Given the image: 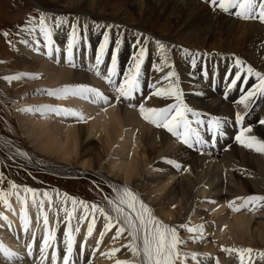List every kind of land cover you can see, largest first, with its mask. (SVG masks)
<instances>
[{"label": "bare ground", "instance_id": "obj_1", "mask_svg": "<svg viewBox=\"0 0 264 264\" xmlns=\"http://www.w3.org/2000/svg\"><path fill=\"white\" fill-rule=\"evenodd\" d=\"M74 1L84 10L96 9L93 11L97 13H93L96 16L102 15L107 6L112 5L109 12L123 9L128 16H136L138 23L136 26L120 27L122 21L119 20L124 17L116 14L107 24L110 27L106 25L107 30L105 27L102 30L95 28L80 34L75 46L82 50V55L87 51V59L85 62L81 58L76 61L73 56L70 59L74 67L69 63L66 53L72 35L66 23L50 27L53 40L51 57L40 30L32 29L31 33L23 34L26 37L24 45L30 47V52L16 51L15 60L21 66L26 65L23 69L39 73L41 85L48 89L77 85H86L99 91L102 88L111 104H105L102 100L93 102L91 94H61V99L50 105L44 101V105L37 108L69 107L88 121H78V118L65 113L46 112L42 115L34 111L41 116L33 123L35 130L23 132V135L27 134L25 138L31 150L21 147L26 145L21 138L8 136L12 134L11 130L8 135L0 133V156L3 158L1 152L7 154L11 159L21 162L24 170L33 174L41 173L37 176H43L48 182L66 179L81 182L79 179L92 180L95 177L104 185L99 188L111 200L116 199V189L129 188L153 210L159 220L179 230V237L183 241L178 245L182 253L179 260L183 264H212V258H217V264H241L237 252L226 250L264 251V201L240 207L248 196H264V153L245 148L235 140L236 135L250 128V132L244 131L243 138L255 136L264 141V124L260 123L264 120V95H256L247 108L239 103L241 95L259 83L249 84L256 77L243 69L252 67L254 72L264 74V23L258 19L238 18L234 14L236 9L222 13L217 6L212 7L214 4L210 0ZM91 24L96 26L88 22V26ZM47 25H50L49 22ZM155 25L168 27L170 31L163 37L146 31V28ZM105 33L109 42L103 63L97 66L94 57L104 41ZM117 39L120 41L117 51L118 75L113 77L117 86L123 74L132 67L134 54L138 53L141 43L146 46L140 76L141 90L134 94L133 100L121 98L118 102L115 98L117 93L107 89L111 85L107 83L106 88L96 75L98 68L103 73L100 79L106 82L103 76L107 75ZM157 41L166 46L167 60L177 73L184 103L198 114L200 120H204L203 126L197 125L196 117L189 114V119H194L192 127L206 141L203 145L189 148L166 129L150 124L139 114L141 103L146 108L175 103L170 97L152 95L155 88L167 86L164 77L171 70L161 61L156 48ZM75 46L73 55L76 54ZM191 47L206 49L208 54H193L188 50ZM57 48L58 62L55 61ZM185 50L191 55H186ZM220 53H227L228 56ZM123 56L125 59L121 60ZM234 57L243 61L240 69L236 68ZM236 71H240L241 79L232 87L231 80ZM144 76L146 79L142 82ZM31 103L38 104L37 101ZM130 103L134 106L129 107ZM14 106L15 111H19V106ZM238 112L243 115L239 124L236 122ZM20 118L19 122L27 123V117ZM210 120H219L223 125L220 131L224 135L217 132L214 147L209 142L212 141L208 131ZM230 120L232 127L229 128ZM92 135L95 139L90 138ZM224 141H229V144L225 145ZM169 160L181 165L180 172L168 163ZM104 162H107V167L101 166ZM183 167L186 169L183 170ZM1 178L0 190L3 186ZM13 183L16 184L10 180L2 191L9 193L6 197L9 206L0 200V264H52L53 251L58 253L57 264H63L62 255L66 249L64 232L67 231L68 222L62 209H72L71 201L64 200V196L69 193L58 188L35 190L39 197L37 206H33L31 194L23 191L25 186L16 184L18 188L12 189ZM45 192L52 198L51 207L47 201L44 205V211L48 214V228L55 230L56 238L42 254L40 245L45 228L38 203ZM17 194L25 201V205L17 199ZM68 196L71 197L70 194ZM230 202H234V206L240 207V210L233 211L229 207ZM88 206L91 208V205ZM22 207H26L30 221L27 231L21 222ZM82 214L84 209L78 203L74 212L76 218L71 220L75 244L69 264H116L117 260L134 262L137 259L126 247L131 240L127 232L114 239L116 228L119 227V224H114L115 219L114 227L105 230L104 216L99 211L94 214L89 211L86 218L80 221ZM93 219L94 228L88 235V224ZM185 224L189 227L202 226L203 232H188L181 227ZM222 226L224 230L220 231ZM77 228L79 232L75 231ZM113 249L119 251L108 255ZM252 254L245 253V264H264V257Z\"/></svg>", "mask_w": 264, "mask_h": 264}, {"label": "snow or ice", "instance_id": "obj_2", "mask_svg": "<svg viewBox=\"0 0 264 264\" xmlns=\"http://www.w3.org/2000/svg\"><path fill=\"white\" fill-rule=\"evenodd\" d=\"M210 3L217 5L220 10L225 13H228L231 9H236L235 15L238 18L248 20V19H258L261 23H264V0H210ZM64 21L61 18L57 17L54 21L55 25L59 27ZM39 30L42 36L44 37L45 47L48 48V55H52V32L46 23V17L43 13L39 17ZM7 36V33H4ZM79 35L75 30V25H73V32L68 41V52L69 63L74 67V62L70 59L72 55L73 47L79 42ZM109 42V37L107 33L104 34V41L100 44L98 51L96 52V65L99 66L103 63V55L107 49ZM116 50H113L111 53V62L107 68V75L103 76V79L113 87L114 91L117 93L116 100L119 102L121 98L123 100H131L134 98V94L141 90L140 76L141 68L145 58L146 49L141 47L138 53L134 54L132 67L129 71L123 74V79L120 80L119 85L117 86L116 81L113 77L118 75L117 71V51L119 48L120 41L117 39ZM157 51L160 53V58L162 63L168 67L169 70L164 77L167 80L166 87H157L153 91L152 95L157 97H170L175 103L169 104L165 107H145L143 103L139 105V114L140 116L150 124L156 127H162L176 137L181 143L185 144L189 148H193L195 145H203L206 141L203 136L197 129L192 127L193 121L189 119V114L195 118L198 114L187 106L183 101V93L179 88V80L177 73L173 68V65L168 63L167 60V49L166 46L157 41L156 42ZM59 54V49L55 50ZM186 55H191L188 50H185ZM193 66H195V60L192 61ZM243 61L239 58L235 60V65L237 69L241 68ZM159 70V69H157ZM245 70L249 75H254L259 83L255 85L252 89L248 90L246 93L241 95L239 103L244 105L245 108L248 107V104L252 102L253 98L256 95H264V74L260 72H254L252 67H247ZM96 75L101 76L98 68L96 70ZM29 78L38 79V76H30ZM5 79L11 81L13 79H20L19 76L5 77ZM241 79L240 71L235 72V78L231 80V86H235L237 81ZM48 95L60 96L61 94L67 95H79L86 96L91 94L94 97L93 102L103 101L105 104L109 103V98L107 95L103 94L99 90L88 87L86 85H77L74 87L65 86L62 89L57 90H45ZM131 103L129 107H133ZM24 111H39L42 115L46 112H55L57 114L65 113L70 114L74 117H77L80 120L84 119V116L72 109L66 108H38V109H24ZM243 119L242 113L236 114V122L239 124ZM197 125L203 126L204 121L200 119H195ZM261 124H264V120L260 121ZM223 125L219 120H210L208 121V131L212 136V145L215 146L216 134L219 132L221 136L224 135L222 131ZM244 131L250 132L251 129H244L240 134L235 136V140L241 144L243 147L251 149L253 151L264 153V141L258 140L255 136L249 137L247 139L243 138ZM169 164L175 167L177 170L180 169L181 165L176 161L169 160ZM12 189H17L16 184H11ZM23 191L32 196L33 206H37V198L39 194L31 188L25 187ZM7 195L9 193L0 192V200H3L5 206L8 205ZM17 199L20 200L22 205H25V201L22 200L17 194ZM65 201H71L72 209H62L66 213V218L68 222L67 231L64 232L65 236V245L66 249L62 255L63 264H69L70 256L74 249L75 237L72 234L71 220L76 218L74 212L77 204L84 209V214L79 217L80 221H83L86 218V214L89 211V206L83 201H77L73 197L68 195L64 196ZM45 201L48 202L49 207L52 205L51 196L45 192L43 194V199L39 200L38 207L40 216L43 217V223L45 228L44 239L40 245V251L43 254L47 248L51 246V242L55 240V230H49L48 224V214L44 211ZM264 201V196L252 195L244 198V203L240 207H245L248 204L258 203ZM108 203L113 205V211L116 213V216L113 217L105 212V209L98 208L96 205L91 206V212L94 214L97 211L104 216L105 220V230H111L113 225V220L115 219L116 223L119 224V227L116 228L115 238L120 237L124 232L128 233V236L131 238L130 243L126 245L133 256L137 259L133 261H121L117 260L116 264H177L181 252L179 251L178 245L182 244L183 241L180 239L177 229L175 227L164 224L159 220L154 214L153 210L144 202H142L139 196L133 193L129 188H118L116 189V199L109 200ZM229 207L233 211H239L240 207H235L234 202L229 203ZM125 209L128 211L125 212ZM21 222L24 225L25 231H27L28 224L30 223L27 216L26 207H22L21 210ZM95 220L88 224V235H91L94 228ZM181 227L186 228L188 232H203V227H189L188 225H182ZM79 232V228L75 230ZM104 235L103 232L100 234ZM32 245H29V255H31ZM223 250V249H222ZM119 249H113L112 252L108 255H114L115 252ZM226 251H235L237 252L241 264H245V253L251 254L252 249H228ZM10 255V254H9ZM264 257V253L260 254ZM192 258L195 260L196 256L193 254ZM58 253L53 251L51 254L52 264H57ZM74 264V262H73ZM179 264H183L182 260H179Z\"/></svg>", "mask_w": 264, "mask_h": 264}, {"label": "rangeland", "instance_id": "obj_3", "mask_svg": "<svg viewBox=\"0 0 264 264\" xmlns=\"http://www.w3.org/2000/svg\"><path fill=\"white\" fill-rule=\"evenodd\" d=\"M110 6L112 5L107 6V10L102 12V15L96 16L93 14L95 13L93 11H96V9L95 10L93 9L84 10L80 8L79 5L76 4L74 0H0V133L1 134L5 132V134L8 135V134H11V132L13 131L12 132L13 135L11 134L8 136H12L13 138L14 136L21 138V140H24L26 143L25 146L21 145V147L25 149L27 148V150H31L30 149L31 147L28 144L27 139L25 138L27 134L25 136L23 135V132L25 131L30 132L32 130H35L33 123L35 122V119L40 118L41 116H39L38 113L34 111H24V109H29V108L38 109L37 108L38 106L44 105L43 103L44 101L49 102V103H46V105H50V103L54 104L53 102H56L57 100L61 99V96L47 94V91L45 90H57V89H48L46 86L41 85L42 84L40 83L41 76L39 73L37 72L33 73V72L23 69L25 68L26 65L21 66V63L16 62L15 60L16 51H20L21 53L30 52V47L28 46L26 47L24 45V40L26 37H24L23 34H27L28 32L31 33L33 30L38 31L40 14L43 13L45 15L46 23L48 24L49 22L50 24L48 25L49 28L51 27V25L55 24L54 23L55 19L59 17L61 18V20L64 21V23H66V25L69 27V29L72 32H73V25H75V30L78 35L85 34V31L87 30L93 31L95 28L102 30V28L105 27V30H107L108 28L107 26H109L107 24L111 22L112 17H115L116 14L122 15L124 17V18L121 17V19L119 20L120 22L122 21L120 23V27L122 26L130 27V25H133V26L137 25L138 22L135 20L136 16L134 15L128 16V14H126L123 11V9H118L120 11L117 10V11L109 12ZM215 6L217 5H213L212 7H215ZM220 11L222 12V10ZM88 22L89 23L93 22L96 24V26H92V24L91 26L90 25L88 26ZM146 31H150V32L152 31V33L157 34V36L163 37L165 36V33H168L170 31V29L168 27L163 28L162 25H155L152 28L150 27L146 28ZM4 33H7L8 35L5 36ZM128 43L130 45V41ZM141 47L146 48L145 43L142 42ZM141 47L138 48L137 50L139 51ZM194 48L196 47L188 48V50L193 52V54H200V53L208 54V52L205 51L206 49H194ZM75 51H76V54L73 55L72 53L71 59L74 56L76 58V61H78L81 58V60L84 59V62H85V59H87V51H86V54L84 53L82 55V50H79L76 46H75ZM221 54L228 56L227 53H220L219 55ZM58 55L59 54H57L56 52L55 53L56 62H58L59 60ZM95 57H94V61H96ZM124 59L125 58L123 56V59L121 60H124ZM106 65L108 66V62H106ZM84 71L87 72V70H84ZM87 73L89 74L90 72H87ZM13 76H19L20 79L18 80L13 79L11 81L5 79V77H13ZM30 76H38L39 78L32 79V78H29ZM98 77H99L98 80H100V82H102L104 86L107 88L106 86L107 82H104L102 79H100V76ZM233 77L235 78V75ZM145 79L146 77L144 76L142 79V82H145ZM254 82H259V81L255 78L249 84H252ZM110 87L107 88L108 91L110 92L114 91L113 87L111 88ZM232 87H235V86H232ZM102 90L103 89L101 88L100 92L103 93L104 90L103 91ZM33 101H37L38 104L31 103ZM16 104H17V107L19 106V111H15L14 109L15 108L14 105ZM110 104H111V101L109 100L108 105ZM65 108L70 109L69 107H65ZM18 117L19 118L27 117L28 118V120L26 121L27 123L19 122ZM197 118L199 119L200 117H196V119ZM79 120L80 119H78V121ZM84 121L86 122L88 120L84 119L83 122ZM230 124H231V120L228 122L229 128L232 127ZM9 130L10 132H6ZM12 137L10 138L13 139ZM90 138L95 139L93 135L90 136ZM209 142L213 143L211 140H209ZM224 143L225 145H228L229 141H224ZM1 154L3 158L0 156L1 157L0 158V174H1L0 177L3 178V179L1 178L3 180V186L0 192L4 190V188L10 182V180H14V182L19 187L25 186V187H28L34 190L46 191V189L50 190V189L58 188L61 191L63 190L64 193L67 192L66 194L69 193L71 197L77 199L78 201H83L85 202V204H88L91 206L96 204L98 208L105 209V212L107 214H110L111 216L116 215L112 210L113 205H110L108 203L110 198H107L106 195L104 194L105 192H103L101 189L103 188L104 185L101 184L100 181L96 180L95 177H94L95 179L92 178L93 181L89 179L88 180L79 179L81 182H77V181L73 182L71 179H66L62 182H56L53 180H50L48 182L44 180L45 178H43V176H39V175L37 176V174H41V173L34 171L35 173L33 174L32 172L28 170H24V168L21 166V162L11 159L10 157L7 156V154H4L2 152ZM101 166L107 167V162L101 163ZM184 169L186 168L183 167V170ZM177 172H180V169ZM49 176L51 177L52 175H49ZM60 180L62 179L60 178ZM87 185H89L90 187H88ZM99 186H101V188H99ZM148 198L151 199V197H148ZM100 200L102 202H100ZM89 211H91V208H89ZM115 223L116 222L114 221V224ZM223 230H224V227L223 226L220 227V231H223ZM177 232H178V235L180 236L179 230H177ZM192 236H194V233ZM253 251L254 252L252 253L256 255L257 257H260L261 256L260 254L264 253V251L260 252V250L258 251L253 250ZM208 259L211 261L210 257ZM213 261H215V264H217V258H212V264H214Z\"/></svg>", "mask_w": 264, "mask_h": 264}]
</instances>
